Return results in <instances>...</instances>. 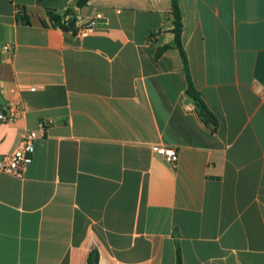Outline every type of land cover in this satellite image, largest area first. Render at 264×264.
Listing matches in <instances>:
<instances>
[{"label": "crops", "instance_id": "crops-1", "mask_svg": "<svg viewBox=\"0 0 264 264\" xmlns=\"http://www.w3.org/2000/svg\"><path fill=\"white\" fill-rule=\"evenodd\" d=\"M77 1L0 0V156L39 131L0 264H264V0H179L186 64L171 0ZM71 8L76 36L43 25Z\"/></svg>", "mask_w": 264, "mask_h": 264}, {"label": "built area", "instance_id": "built-area-1", "mask_svg": "<svg viewBox=\"0 0 264 264\" xmlns=\"http://www.w3.org/2000/svg\"><path fill=\"white\" fill-rule=\"evenodd\" d=\"M18 15L19 17L23 15V11L21 9H18ZM86 27H96V19L90 21ZM3 51L5 54H9L10 57L12 56L13 49L10 45H5L3 47ZM30 90L35 91V88H31ZM19 113L20 111L17 106L0 109V124L16 122L19 119ZM51 123V121L47 120L42 121L40 123V130H47ZM38 139L39 131H26L23 134L17 148L12 153L0 156V172L8 173L19 179H23L27 169L33 163L36 151V142ZM154 151L162 155L168 163L173 165H175L179 159L178 152L173 147L162 148L160 146H156L154 147Z\"/></svg>", "mask_w": 264, "mask_h": 264}, {"label": "trees", "instance_id": "trees-1", "mask_svg": "<svg viewBox=\"0 0 264 264\" xmlns=\"http://www.w3.org/2000/svg\"><path fill=\"white\" fill-rule=\"evenodd\" d=\"M89 0H78L76 2V6L78 8H83L88 4ZM171 12H170V17H171V22L174 26L173 33H174V40L171 45H168L164 48L161 49V52L170 49V48H176L179 50L182 59L184 63L186 64V55L185 51L183 48V42H182V36H183V30H184V25H183V15L181 12V8L179 5V0H171ZM46 17L48 18V23L45 21V19H42L43 25L45 26H52L53 28H58L61 29L63 32L68 33L71 32L73 35H77L79 32V28L76 26L77 24V16L78 13L74 12V10L68 9L64 13H59L56 10L53 9H46L45 11ZM73 17V19L66 20V17ZM19 19L26 24H29V19L28 17L23 13ZM190 94L198 100L199 105L202 107L204 110L205 114L207 110L205 109L203 103L201 102L199 96L191 91ZM88 264H99V253L97 250H93L90 252L89 257H88ZM177 264H183L182 262V255H181V249L179 245H177Z\"/></svg>", "mask_w": 264, "mask_h": 264}, {"label": "water", "instance_id": "water-1", "mask_svg": "<svg viewBox=\"0 0 264 264\" xmlns=\"http://www.w3.org/2000/svg\"><path fill=\"white\" fill-rule=\"evenodd\" d=\"M75 10L77 11L78 10V7H75ZM70 18L73 19V17H69L68 16V17H66V20H69Z\"/></svg>", "mask_w": 264, "mask_h": 264}]
</instances>
